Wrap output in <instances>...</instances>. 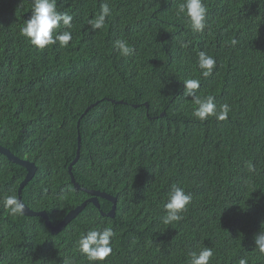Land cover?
<instances>
[{
    "label": "trees",
    "instance_id": "obj_1",
    "mask_svg": "<svg viewBox=\"0 0 264 264\" xmlns=\"http://www.w3.org/2000/svg\"><path fill=\"white\" fill-rule=\"evenodd\" d=\"M57 1V10L75 21L67 29L72 40L38 50L20 31L31 0H0V144L37 163L23 201L47 211L56 225L87 198L53 154L58 143L77 146L80 133L84 143H94L86 167L98 189L117 198V214L102 215L113 207L106 199L101 211L88 203L55 236L42 219L23 216L7 256H21L17 264H51L55 249L69 246L77 260L81 233L111 227L112 253L104 264H188L189 254L205 247L213 251L209 264H264L254 243L264 224V0H204L207 27L200 33L177 15L183 0ZM103 3L111 14L102 29L90 30ZM117 40L127 42L129 55L119 53ZM200 52L216 63L194 95L213 97L218 109L228 104L223 121L195 120L197 105L182 93L185 69L199 74ZM145 102L148 109L133 108ZM1 157L3 203L17 197L26 170ZM147 167L151 193L141 199L129 189L112 192L111 171L145 177ZM78 174L82 187L96 188ZM173 185L192 201L181 221L164 225L163 203ZM12 223L2 219L0 240L12 234Z\"/></svg>",
    "mask_w": 264,
    "mask_h": 264
},
{
    "label": "clouds",
    "instance_id": "obj_2",
    "mask_svg": "<svg viewBox=\"0 0 264 264\" xmlns=\"http://www.w3.org/2000/svg\"><path fill=\"white\" fill-rule=\"evenodd\" d=\"M56 1L57 0H31V16L24 22L20 29L21 34L27 39L23 36L22 37L25 40L29 41V43L38 50H43L46 46L56 45L57 43L61 48H64L67 47L69 45V42L72 40V33L67 29H70L72 27L74 30L75 21H72L73 17L71 15L57 10L58 1ZM110 14L111 9L109 7V4H101L99 13L95 16L94 19L89 21V24L91 25L89 29H102L105 25L106 18L109 17ZM177 15H183L185 21L190 26L193 32H203L207 27V8L204 4V0H183V2L178 5ZM58 28L65 31H54ZM236 43V40L232 41L233 45H235ZM115 47L121 55L127 56L130 54L131 49L129 48L126 41L117 40L115 42ZM215 63L216 61L212 56L206 54L205 52H200L198 54L197 61L199 69L198 76L196 78L191 77L189 69L186 68L183 79L179 83L181 84L182 93L186 97H192L194 99L195 105H197V107L194 106L193 113L195 120L204 121L209 117H215L217 120L223 121L227 118L230 111V107L228 104H223L218 109L217 105L213 102V97L209 96L206 99H201L199 96L194 95V90L199 88L200 83L205 82L203 76L207 77L212 74ZM98 105L99 102L93 103L86 109L78 123L79 128L83 118ZM141 106L148 109L149 103L145 102L143 105H133V108L138 109ZM93 145L94 143H84L82 136L79 133L77 146L72 145L68 142H61L56 145L53 152L54 157L63 159L62 164L67 170L69 179L74 189L78 192L84 193L87 196L85 202H87L91 197V195L88 193L90 191L100 192L111 196L110 194L102 192L98 189V177L86 167V163L93 156ZM0 147L5 148L1 144ZM7 150L10 151L9 149ZM10 152L12 156L19 159L20 161L33 164L36 168V171L33 178L24 186L22 192L19 193L20 186L25 181L28 175V170L25 167L10 161L4 154L0 153V158H2L1 156H3L9 163L26 170L25 176L19 184L17 197L15 195L5 196L2 201L3 203H0V223L2 219L6 217H10L13 221L12 225L10 226V231L12 234L6 236L3 240H0V249L4 250L3 253H0V264H17L18 259L21 257L16 254L7 256L6 252L10 244L12 243L14 229L18 226L23 216L42 219L46 224V220L42 216H27L25 213L27 209L35 214L45 213L50 223L54 227L62 223L67 215L76 209L75 208L71 211H68L63 219L56 225L53 224L51 215L47 211H34L30 209L23 201L22 194L27 185L31 181H33L36 176L37 163H33L27 160L26 158L28 157L24 154H14L12 153V151ZM44 164L45 163L43 162L41 166H44ZM79 172L85 179L88 180V184H91L96 188L82 187L80 183L85 182L79 178ZM149 174V167H147L146 169L145 177L126 176L123 178L121 176L115 175L111 171L108 176V183L111 187L112 192H114L116 195H118L123 189H129L133 193L138 194L142 199L143 195L151 193V187L149 185ZM6 183L7 175L4 173L0 165V188L4 187ZM77 186L79 188H77ZM111 197L116 200L114 205H116L117 211V198L115 196ZM191 201L192 196L190 193L186 192L184 188L178 185H173L167 194V200L163 203L164 215L161 217V222L164 225H173L174 223H178L179 221H181L183 219L182 213L187 210V206L191 203ZM85 202L82 205H84ZM99 210L101 211V209ZM69 224L70 223H68L66 227ZM60 232H58L57 234H52L51 232V234L55 236L60 234ZM114 235L115 234L111 227H104L103 229L96 228L89 230L86 233H81L76 247V254L78 256V259L72 260L69 257L70 248L68 246L65 248L55 249L54 254L51 256V258H53L51 264H104L108 262L107 258L112 253L111 241L114 238ZM254 243L255 249L262 256H264V224L261 225L259 234L254 237ZM62 250L64 251V255L61 259L59 252ZM212 256V249L205 247L199 252H191L189 254L190 258L188 264H209ZM38 258L40 259L39 255ZM239 264H247V261L245 259H241L239 261Z\"/></svg>",
    "mask_w": 264,
    "mask_h": 264
},
{
    "label": "water",
    "instance_id": "obj_3",
    "mask_svg": "<svg viewBox=\"0 0 264 264\" xmlns=\"http://www.w3.org/2000/svg\"><path fill=\"white\" fill-rule=\"evenodd\" d=\"M0 153L4 154L10 161L17 163V164L25 167L28 170V175H27L25 181L21 184L20 189H19V193H21L24 186L33 178L35 171H36L35 166L33 164H30L29 162L20 161L19 159L12 156L11 152L5 148L0 147ZM77 188H79V187L77 186ZM88 193L91 195L90 199H88V201L85 202L84 205H82V206L76 208L75 210H73L72 212H70L67 215V217L64 219V221L62 223H60L59 225H57L56 227L52 226V224L50 223V221H49V219L45 213L44 214H35V213L29 211L28 209H27V211H25V213L27 216L28 215L29 216H35V215L42 216L46 220V224L51 229L52 234H57L62 229H64L68 223H71L81 213V211L84 209V207L86 206L87 203L93 204L97 209H101L100 198L107 199L113 205L112 210L108 214H105L103 211H101L102 215L110 217V218L115 217L116 205H114V203L116 202V200L113 197L106 195V194H103V193H100V192H94V191H90Z\"/></svg>",
    "mask_w": 264,
    "mask_h": 264
},
{
    "label": "rangeland",
    "instance_id": "obj_4",
    "mask_svg": "<svg viewBox=\"0 0 264 264\" xmlns=\"http://www.w3.org/2000/svg\"><path fill=\"white\" fill-rule=\"evenodd\" d=\"M50 252H51V251H49V253L47 254V257L50 255ZM59 255H60V258L62 259V258H63V255H64V251H63V250L60 251V252H59Z\"/></svg>",
    "mask_w": 264,
    "mask_h": 264
}]
</instances>
